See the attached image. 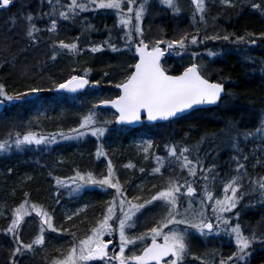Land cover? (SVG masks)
<instances>
[{
	"label": "trees",
	"instance_id": "1",
	"mask_svg": "<svg viewBox=\"0 0 264 264\" xmlns=\"http://www.w3.org/2000/svg\"><path fill=\"white\" fill-rule=\"evenodd\" d=\"M69 1L14 0L11 7L0 11V85L4 86L9 95L28 93L32 88L40 89L39 92L31 93L35 94L32 97L29 94L26 102H15L0 110V141L8 140L9 133L13 134V138L17 132L24 134L29 131L47 137L61 132L68 134L70 129L78 127L81 118L93 105L119 94L116 86L124 82L132 72L136 62L134 44L140 43L141 39L152 47L158 40L172 41L185 35H197L201 41L197 45L188 44L183 50L179 47L169 49L162 60L163 67L169 73L179 74L195 63L206 77L224 83L227 94L219 105L200 108L168 122H144L138 128L118 125L112 110L98 106V126L107 128L105 135L99 139L89 133L82 139H63L53 146L40 145L21 150L11 148L7 152H0V213L4 214L0 216V264L14 256L13 251L18 246L12 234L6 232L11 224L10 210L14 207L16 210L25 201V207L31 211H28L29 215L24 217L17 229L21 244L31 243L39 234L41 219L33 210V205L52 217L53 227L58 231L52 232L45 225L44 244L34 245L31 250L16 254L15 264H47L46 261H50L51 257L54 258V264L60 261L58 251L61 247H72L73 233L76 241L81 236L89 235L91 228L102 218L115 190L88 185L72 194L69 187L72 184L71 178L79 171L82 174L91 172L96 179H101L107 174L109 161L127 198L133 203H143L167 187L170 179L178 185L188 179L196 189L193 207L197 208L195 202L202 197L204 184L202 179H198L199 166L197 177H189L187 169H182L176 158L168 156L166 146L175 145L179 155L183 147L200 146L211 138L218 142L219 138H226L224 130L228 124L224 125L222 120H229L231 125L241 118L238 114L247 117L252 115V107L259 106L255 110L264 109V0H230L229 4L222 3V0H205L204 22L199 20V13L192 0L178 3L179 12L163 5L161 0H148L145 15L140 22L143 35L133 32L130 47L125 36L119 34L116 10H107L104 17L107 21L100 20L94 24L89 19L83 20L86 11L78 10L75 17L56 19V29L48 31L54 14L61 8L67 11ZM141 2L135 0V7ZM252 4H258L260 8L254 9ZM28 15L33 17L32 23L39 29L33 37L27 35ZM225 35L230 37L228 41L222 39ZM239 36H244L245 42L235 43V38ZM249 40H255V44L248 43ZM60 41L76 43L77 51L69 52L65 49L52 59L54 45L58 47ZM160 46L165 47L167 44ZM93 47L100 50L92 52ZM209 51L216 55L209 56ZM192 53L198 55L193 58ZM85 70H88L87 77L92 88L76 95L54 92L56 84L73 75H84ZM96 81L99 83L96 84ZM229 93L233 94L229 106L241 110L232 115L225 112L227 109L224 105ZM104 121L111 123L105 125ZM258 126L257 116L256 122L246 127L244 132H251ZM140 138L151 140V147L146 153L136 144ZM202 138L205 139L202 141ZM242 143L245 157L251 149L258 147L259 142L256 138H250ZM260 143L264 150V142ZM98 146H102L104 156L97 157ZM254 152L253 155L249 154L247 160L239 161L246 169L243 181L264 177V156L256 149ZM157 156L164 157L165 163L159 173H154L152 170L157 166ZM195 158L196 153L189 155L193 162ZM198 158L204 163L207 160L205 151H201ZM223 159L224 155H221V162L216 167L218 169L213 173L217 178L211 190H218L219 186L223 188V184L237 174L233 164L237 158L230 157L222 163ZM203 167L207 166L203 164ZM140 169H144V172ZM23 174L26 177L23 178ZM58 179L61 184H57ZM10 193H13L12 197H9ZM181 193H186L185 188H181ZM135 197L140 199L135 200ZM183 198L181 196L178 203L181 211L186 208ZM67 202L81 207L77 215H72L71 220L62 211ZM254 208L260 213L257 221L251 215ZM165 211L160 202L146 206L137 214L136 227L128 229V236L131 238L147 232L163 217ZM237 211L240 213L239 224L242 230L243 222L254 227L257 237L254 249L261 245L260 251L255 250L258 256H253L251 264H264V242H261L264 240V200L258 192L248 195L243 204L237 207ZM191 231L193 234L186 241L189 254L183 264H206L208 260L215 262L213 259L218 256L228 258L224 247L215 244L210 235L201 236L195 230ZM109 239L114 243L113 249L119 251L118 232L114 236H105V240ZM150 243V237L144 243L137 241L135 245L128 246L125 255H132L134 249L138 253ZM34 249L39 252L35 258L30 254ZM87 264H104V261L94 260Z\"/></svg>",
	"mask_w": 264,
	"mask_h": 264
},
{
	"label": "snow or ice",
	"instance_id": "2",
	"mask_svg": "<svg viewBox=\"0 0 264 264\" xmlns=\"http://www.w3.org/2000/svg\"><path fill=\"white\" fill-rule=\"evenodd\" d=\"M49 2H51V0H49ZM147 2L148 0H142L139 6L134 9L133 5L135 0H88V4L94 5L95 9L116 10V14L120 18V23L128 29L125 36L129 47L133 42V29L136 34L143 35L140 22L145 15ZM192 2L196 7V12L199 13V20L204 22L206 12L205 0H192ZM12 3L13 0H0V7H7ZM124 3L128 5L127 12L123 10ZM162 3L171 8L174 12H179L175 0H162ZM222 3L229 4L230 0H222ZM88 4L79 3L78 0H70V3L67 5V11H60L58 16L65 20H67L69 16L75 17L77 15V10L81 12L89 10ZM252 8L259 9L260 5L252 4ZM26 19L29 23L27 35L33 37L34 33L39 31V29L32 23L33 17L31 15H28ZM133 19L135 23H133ZM56 25L57 20L52 18L51 27L48 31H54ZM205 39H220V37H206ZM222 39L228 41L230 37L225 35ZM200 42L197 35H192L191 37L185 35L179 40H158L149 50V46L141 39L140 43L135 48V52L138 54L139 59L133 66L134 70L127 77L125 82L116 86L121 90V94L115 99L101 100L99 103L101 105L110 104L114 107L118 112L115 122L121 124L139 122L141 116L145 113L149 121L158 119L169 120L170 118H175L179 114L193 109L196 105L217 104L224 92L223 85L220 83H212L204 78L197 64H191V66L185 68L180 75H169L161 66V57L164 56L166 51V49L160 47L161 44H167V49L179 47V49L183 50L188 44L197 45ZM234 42L243 43L245 42V37H236ZM248 43L255 44V40H249ZM65 49L69 52L77 51V44H68L64 41H60L58 47L54 45L52 59H55L56 54L61 53ZM99 50L98 47H93L91 49L92 52ZM113 50H116L114 46ZM197 55V53H192L193 58ZM208 55L214 56L216 53L209 51ZM87 73L88 70H85L84 75H73L65 82L56 84L55 88L57 90H64L72 93L83 90L90 84V81L86 78ZM95 83L98 84L99 81ZM39 91L40 89L38 88H32L28 93L9 95L4 86L0 85V105L9 102H26V97L29 94ZM97 107L98 105H93L92 109L81 118L78 127L70 129L68 134L63 132L59 133V137L64 140H78L84 138L89 133L97 137V139L103 137L107 132V128L98 126ZM103 123L106 125L111 123V121H104ZM230 128L234 130L235 125H230ZM256 137H259V139L264 142V121L260 122L255 131L243 133L235 131V134L230 136L231 145L235 151L239 152V143L241 139L248 141L250 138ZM203 139L205 138H202V141ZM9 141H11V143ZM56 142L57 134L46 137L30 131L24 134L17 132L13 138V134L9 133L8 140L0 141V152L9 151L13 145L16 149H21L23 146L50 145ZM145 144L151 147V141H146ZM148 147L144 148L145 152L148 151ZM166 148L168 156L176 158V160L180 162V167L182 169H187L189 177H197V167L199 166L200 179L204 181L203 195L198 202L199 207H193L196 189L188 179H185L184 183L179 185L176 181L170 179L167 187L157 191L155 195L144 200L143 203H133L132 200L127 198L122 185L114 175L111 161L108 162L107 174L101 179H96L91 172L82 174L77 171L75 176L71 178L72 184L69 186L72 194H76L85 186L91 185L98 186L100 189H114L115 195L112 200L108 202L102 218L98 220L95 227L91 228L90 234L76 241L75 234L73 233L74 242L71 249L63 260L55 261L54 264H87V262L94 260L104 261V264H183L186 255L189 254L186 240L193 234L191 230H195V233L201 236H207L213 233L218 235L221 225H223V230L225 232L234 237L237 251L229 256L227 260L220 259L219 264H229V262H234V264H245L250 256V246L257 241V237L255 234H252L251 237L246 236L242 231L241 225L239 223L232 225L230 219L225 218L224 214L231 213L233 209H236L246 195L258 192L261 199L264 200V177L249 179L248 188L242 191L241 189L244 188L243 174L246 169L245 165L237 160V167L235 170L237 174L223 184L224 197L222 199L216 198L210 188V181L214 183L217 178L213 175L215 166L213 165L205 169L198 158V151L197 158H195V162H193V160L189 159L188 153L190 149L188 147L181 148L179 155H177V148L175 145L166 146ZM96 155L97 157L105 155L102 146L97 147ZM244 159L247 160V157L245 156ZM156 162L157 166L152 171L154 173H159L161 167L164 166L165 158L157 156ZM128 167H131V165ZM140 171L144 172V169H140ZM61 183L62 182L58 179L57 184ZM181 188H186V193H181ZM228 193H231V195ZM25 195L27 196V194ZM181 196L188 197V207L184 208L183 211L178 207ZM134 199L139 200L140 198L135 197ZM205 201H214V203L206 204ZM153 202H160L166 209L165 214L156 222V225L149 228L147 232L130 238L126 234V230L136 227V220L138 219L137 214L141 213V210L146 206L153 205ZM26 204L27 201L16 208L11 224L6 229V232L11 233L13 238L17 241L18 246L15 247L13 251L14 256L16 254H22L25 250H31L34 245H43L45 242V225L52 232L58 231L53 227L52 217L47 212L33 205L32 208L35 210L37 216L41 218L39 234L31 243L21 244L19 242L17 229L24 217L29 215L25 207ZM208 207L212 209L211 217L206 214V209ZM79 211L80 210H77L73 215H77ZM239 215V212L235 213L237 219ZM67 219L71 220L72 216H68ZM213 221H215V223ZM181 226H184L183 229H181ZM117 232L119 235V252L117 253L113 250V254L109 256V245L112 244L113 241L111 239L105 240V236H114ZM147 237L151 238V243L146 244L139 255H125V249L129 245H135L137 241L144 243ZM160 240H162V242H159ZM261 242H264V240H261ZM165 257L169 259L165 261Z\"/></svg>",
	"mask_w": 264,
	"mask_h": 264
},
{
	"label": "rangeland",
	"instance_id": "3",
	"mask_svg": "<svg viewBox=\"0 0 264 264\" xmlns=\"http://www.w3.org/2000/svg\"><path fill=\"white\" fill-rule=\"evenodd\" d=\"M81 1V0H80ZM79 1V2H80ZM162 1V0H161ZM181 1H184V0H175V3H176V5L179 7V5H178V3H180ZM138 2V1H137ZM69 3H70V1H69ZM81 3H85V4H88V0H84V2H81ZM89 5H91V6H94V5H92V4H88V6ZM164 5V4H163ZM165 6H167V5H165ZM127 7H128V5H127V3H124V5H123V10H124V12H127ZM133 7H134V9L136 8L135 7V3H134V5H133ZM67 10V9H66ZM60 11H65V9H63V8H61V9H59V12ZM78 11V10H77ZM110 11V10H109ZM58 12V13H59ZM110 12H113V10H111ZM58 13H55L54 14V18L55 19H63V18H60L59 16H58ZM116 16H118L117 14H116ZM71 16H69V18H70ZM133 17H134V13H133ZM103 21H107V19H105V18H103ZM102 21V22H103ZM133 23H135V21H134V19H133ZM118 24H119V31H120V35H122V36H125V33L128 31V29L127 28H125L121 23H120V18H119V16H118ZM133 32H135L134 31V29H133ZM121 36V37H122ZM125 38H126V36H125ZM126 41H127V38L125 39ZM128 42V41H127ZM254 45V44H253ZM262 78V77H261ZM259 80H261V79H259ZM227 101L225 102V104L224 105H226V107H228L231 103L230 102H232L233 101V94L232 93H229V95H228V98L226 99ZM263 108H261V110H260V112L258 113V120H259V124H260V121H264V109L262 110ZM258 122V121H257ZM256 130V129H255ZM255 130H251V132L252 131H255ZM235 131H239V132H241V133H243L245 130H237L236 128L233 130V129H231L230 128V126H229V128L228 129H226L225 128V130H224V133H226V135H225V137L226 138H219V140H218V142H217V140H214L213 138H211V139H208V140H205V142H204V144L202 143V144H200V146L197 144L196 145V147L198 146V149H196V147L195 146H193V147H188L189 149H191L192 150V152L191 153H188V155H194V153H196V155H197V151H198V157L200 156V153H201V151H205V153H206V155H207V160L204 162V163H202V164H205L207 167L205 168V169H207V168H209V167H211V166H215V169L217 170L218 168H216L217 167V165L221 162V155H224V159H223V161H222V163L223 162H225L226 160H228L230 157H233V158H237V160H239V161H241V160H245L244 159V157H243V154H244V151L242 150L243 149V143H242V141H243V139H241L240 140V143H239V152H237V151H235L234 149H233V147H232V145H231V140H230V136H232V135H234L235 134ZM256 139L258 140V147L257 148H255L256 150H258V151H260V152H262V156H264V150L262 149L263 147L261 146V143H260V139H259V137H256ZM63 139H61L60 137H59V135H57V142L56 143H54V144H50V145H55V144H57L58 142H60V141H62ZM146 141H151V140H149V139H147V138H144V139H142V138H140L139 140H137V145H139V146H141L142 147V151L143 152H145L144 151V148L145 147H148L146 144H145V142ZM263 143V142H262ZM152 144V143H151ZM31 147H33V148H36L37 146L36 145H31V146H23L21 149H23V148H31ZM12 148H15V146L13 145L12 146ZM149 148L150 147H148V150H149ZM209 148V149H208ZM20 149V150H21ZM207 149V150H206ZM255 149H251V152L249 153L250 155H253L255 152H254V150ZM104 152V151H103ZM148 152V151H147ZM105 153V152H104ZM146 153V152H145ZM246 155V157H248V156H250V155ZM236 160V161H237ZM236 161L233 163L234 164V169L236 170V167H237V163H236ZM210 165V166H209ZM235 174V173H234ZM23 178L24 177H26L24 174H23V176H22ZM198 179H200V176L198 177ZM253 179V178H252ZM221 183H223L221 180H219ZM248 181L249 180H244L243 181V185H244V189H242V191H244V190H246L247 188H248ZM213 187V182H211L210 181V188H212ZM213 191V195L216 197V198H220V199H222L223 197H224V195H225V193H224V190H223V188L221 187L220 188V186H219V189L218 190H212ZM185 192H186V188H185ZM11 194V193H10ZM13 194V193H12ZM12 194H11V196H9V195H7V198H8V196L9 197H12ZM229 195H231V193H228ZM250 195H252V194H250ZM248 195H246L241 201L242 202H240L239 204H238V206H240V205H242L243 204V202H244V199L247 197ZM201 199V197H199L198 199H196V201L197 202H195V205H196V207L198 208L199 207V200ZM187 200H188V197L187 196H184V198H183V202L185 203V205H186V208L188 207V203H187ZM205 203L206 204H211V203H214V201H211V202H209V201H205ZM242 203V204H241ZM237 206V207H238ZM251 206V205H250ZM19 206H17V208H18ZM253 207V206H252ZM63 209H62V211H64V216L65 215H67V216H72L73 215V213H76L77 212V210H80V206L79 205H74V204H72L71 202H67L66 203V206L64 205L63 207H62ZM245 209V208H244ZM26 210H27V212L28 211H31V209H29L28 207H26ZM34 210V209H33ZM246 210V209H245ZM35 211V210H34ZM236 212H238L237 211V208L236 209H233V211L231 212V213H225L224 214V216H225V218H227V219H230V221H231V223H232V225H234L235 223H239V218L237 219L236 218V216H235V213ZM14 213H15V207L12 209V211L10 210V215H9V217L11 218V220H12V218H13V216H14ZM12 214V215H11ZM206 214L208 215V216H212V209H211V207H208L207 209H206ZM260 213H259V211H257V209H253V210H251V215H253V219H255L256 221H257V218H259V217H257L258 215H259ZM1 215H4L3 213H0V216ZM41 219V218H40ZM254 220V221H255ZM214 223H215V221H213ZM243 222V221H242ZM243 228H244V230H242L243 232H244V234L246 235V236H249V237H251V235L252 234H256V232L255 231H253L254 230V227L253 226H251V225H248V224H246L245 222H243ZM127 231L128 230H126V234H127ZM128 235V234H127ZM87 236V234L85 235V236H81V238L80 239H83L84 237H86ZM211 237H212V241H214L215 242V244L216 243H218V245L219 246H222V247H224V250H225V252H226V254H227V256L229 257V255H231V254H233L234 252H236L237 251V248H236V246H235V242H234V237H232V236H230L227 232H225L224 230H223V225H221V228H220V230H219V234L217 235V234H215V233H213V234H211L210 235ZM214 237H216V238H214ZM190 237H188L187 239H189ZM187 241V240H186ZM257 243V241L254 243V244H252L251 246H250V249H249V252H250V256L248 257V259H247V261L245 262V264H251V261H252V258H253V256H254V258H256L258 255L256 254V251L255 250H257V251H260L261 250V245H259L257 248H255L254 249V246H255V244ZM136 248V247H135ZM71 249V247H68V246H63V248L61 247L60 249H59V251H58V256H59V258H60V260H63L64 258H65V256L67 255V253H68V251ZM126 250H128V247L125 249V251ZM134 250H136V249H134ZM30 254L32 255V257H36L38 254H39V252L36 250V249H34V250H32V251H30ZM40 255H41V253H40ZM45 255H48V254H45ZM47 258V257H46ZM222 258H225V257H221V256H218L217 258H215V259H213L215 262H213L212 260H208V261H206L205 263L206 264H219V260L220 259H222ZM17 258H16V256H12V257H8V259H6V260H3L2 261V263L1 264H15V260H16ZM45 259V258H44ZM53 260H54V258L53 257H51L50 258V261H46L47 262V264H52L53 263ZM225 260H227V258H225ZM57 261H59V260H57ZM188 264H193V263H188ZM229 264H234V262H229Z\"/></svg>",
	"mask_w": 264,
	"mask_h": 264
},
{
	"label": "bare ground",
	"instance_id": "4",
	"mask_svg": "<svg viewBox=\"0 0 264 264\" xmlns=\"http://www.w3.org/2000/svg\"><path fill=\"white\" fill-rule=\"evenodd\" d=\"M88 9L89 10L86 11V14H85V17H84L83 20L84 21H87V19H89V21L91 23H93V24H94V22H97V21H100V20L103 21V18L107 14V10H105V9H95V7L94 6H91V5L88 6ZM76 18H78V17H76ZM258 108H259V106L252 107L253 110H251V111H252L253 114L250 115V116H248V117L245 116V115L238 114L239 117H241V118H239L237 120V122H234L231 125L234 124L235 125V128L237 130H245L246 127L252 126L256 122L258 113L261 110V109L255 110V109H258ZM226 109L227 110L225 112L226 113H230V115L241 111L240 108H236L234 106H228V107H226ZM221 122H223L224 125H227L228 124V126H226V129L229 128V125H230L229 120H228V122L225 121V120L224 121L222 120Z\"/></svg>",
	"mask_w": 264,
	"mask_h": 264
},
{
	"label": "water",
	"instance_id": "5",
	"mask_svg": "<svg viewBox=\"0 0 264 264\" xmlns=\"http://www.w3.org/2000/svg\"><path fill=\"white\" fill-rule=\"evenodd\" d=\"M10 5H12V4H10ZM9 5V6H10ZM9 6H7V7H9ZM7 7H0V9H3V8H7ZM138 44H136L135 45V48H136V46H137ZM151 48H149V50H150ZM166 49V51H165V53H164V55L168 52V50L169 49H167V47L165 48ZM135 54H136V57H137V59H136V62L138 61V59H139V56H138V54L135 52ZM164 57V56H163ZM163 57H161V61H162V59H163ZM135 62V63H136ZM161 66H162V64H161ZM163 67V66H162ZM133 70H134V68H133ZM132 70V71H133ZM165 70V69H164ZM166 71V70H165ZM167 72V71H166ZM183 72H181V73H179V74H171V73H168L167 72V74H169V75H180V74H182ZM202 75V74H201ZM87 78V77H86ZM204 78H206V77H204ZM88 79V78H87ZM207 79V78H206ZM209 80V79H208ZM210 82H212V83H217V82H213V81H211V80H209ZM125 82V81H124ZM88 87H92V85L91 84H89L88 86H86L85 87V89H87ZM117 89H119L118 87H116ZM223 88H224V85H223ZM85 89H83V90H80V91H78V92H81V91H84ZM119 91H120V93H119V95L121 94V90L119 89ZM55 92H61V93H66V94H76V93H78V92H75V93H72V92H67V91H64V90H57L56 88H55ZM225 94V88H224V92L222 93V96ZM118 95V96H119ZM221 96V97H222ZM116 98V97H115ZM115 98H112V99H115ZM112 99H105V100H112ZM219 102V101H218ZM217 102V103H218ZM12 102H9V103H5L4 105H6V104H8V105H10ZM4 105H0V109L4 106ZM216 105V104H215ZM209 106H214V105H210V104H202V105H196V106H194L193 107V109H190V110H188V111H186V112H184V113H182V114H179L177 117H180V116H182V115H185V114H188L189 112H191V111H193L194 109H196V108H200V107H209ZM99 107H101V108H108V109H113L114 110V112L116 113V115H118V112H117V110L114 108V107H112L110 104L109 105H101L100 103H99ZM117 117V116H116ZM177 117H175V118H177ZM171 119H174V118H170L169 120H171ZM169 120H155V121H149L148 119H147V115H146V113L145 114H143L142 116H141V120L139 121V122H136V123H133V124H121V123H118L119 125H125V126H129V127H132V128H138V127H140L142 124H143V122H146L147 124H156V123H162V122H167V121H169ZM165 258H167V257H165ZM164 258V259H165Z\"/></svg>",
	"mask_w": 264,
	"mask_h": 264
}]
</instances>
